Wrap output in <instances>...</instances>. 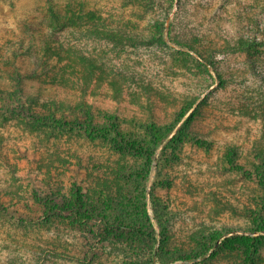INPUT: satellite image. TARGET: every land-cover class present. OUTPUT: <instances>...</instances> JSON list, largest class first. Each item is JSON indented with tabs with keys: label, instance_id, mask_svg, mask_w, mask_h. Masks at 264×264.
Here are the masks:
<instances>
[{
	"label": "rangeland",
	"instance_id": "rangeland-1",
	"mask_svg": "<svg viewBox=\"0 0 264 264\" xmlns=\"http://www.w3.org/2000/svg\"><path fill=\"white\" fill-rule=\"evenodd\" d=\"M0 91V264H264V0H0Z\"/></svg>",
	"mask_w": 264,
	"mask_h": 264
},
{
	"label": "trees",
	"instance_id": "trees-1",
	"mask_svg": "<svg viewBox=\"0 0 264 264\" xmlns=\"http://www.w3.org/2000/svg\"><path fill=\"white\" fill-rule=\"evenodd\" d=\"M252 46H255V43L252 44ZM245 46H243L242 44L239 45H234L233 47H231V51H237V50H243ZM88 67L93 68L94 64L93 63H85ZM74 74L76 75V73L74 72ZM77 76V75H76ZM20 76L17 73H14V77H13V81L18 82ZM78 79H76L74 81V84H78ZM17 92H3L0 91V99L3 101V105H2V109L1 112H3V114H5L4 118L3 116L1 117V119L3 120H8L11 116L12 117H16L19 118L20 120H23L24 122L32 125V126H44V127H60L62 126L60 121H56L54 118H49V117H42L40 115H38L37 113H35L33 111V103L35 102V98L32 96H29L28 98H24L25 101H23V98L21 96L16 95ZM80 105V104H79ZM78 105V106H79ZM83 109H84V103H83ZM89 120H84L83 125H85V123L87 124ZM65 126V124L63 125V127ZM68 129H75V125L74 126H67ZM149 130H151V133L153 134V136L155 135L154 139L157 140L156 144H161L166 138H168V136L171 134V132L173 131L174 127L168 129L163 135L162 137H158L160 131L155 130V123H151L148 126ZM67 129V128H66ZM83 132L85 134H88L91 137H97L101 134H103L101 131L95 132L93 130L87 131V127L83 126ZM36 191L33 194V197H36ZM38 196V195H37ZM6 207L0 205V213H4L6 211ZM55 212H62L65 213L66 209L65 208H56L54 206L51 205V203L46 202L45 203V214L44 217H46L47 219L51 218V216L55 213ZM70 213H72V211H70ZM77 216V215H76ZM136 233L143 235L144 233L142 231L139 230H135ZM150 238H152L151 236H149ZM212 253V252H211ZM253 261L251 259H249V264H251Z\"/></svg>",
	"mask_w": 264,
	"mask_h": 264
}]
</instances>
